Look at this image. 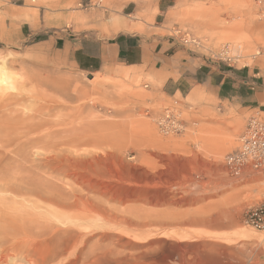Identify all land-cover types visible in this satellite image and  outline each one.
<instances>
[{"label":"rangeland","instance_id":"374dc122","mask_svg":"<svg viewBox=\"0 0 264 264\" xmlns=\"http://www.w3.org/2000/svg\"><path fill=\"white\" fill-rule=\"evenodd\" d=\"M119 17L139 29L116 30ZM116 32L163 38L166 49L175 42L174 65L203 68L224 44L239 57L219 63V95L198 83L164 93L162 61L88 72L73 62L95 34L107 42ZM181 33L201 46L183 45ZM0 56L9 68L0 82V184L34 191L1 192L0 205L14 198L50 227L20 238L7 264H264V229L245 221L264 201V171L232 177L223 163L249 117H264L262 95L246 100L264 95V0H0ZM165 107L179 112L181 132L160 131ZM38 189L48 199L32 209Z\"/></svg>","mask_w":264,"mask_h":264},{"label":"crops","instance_id":"0c3cea01","mask_svg":"<svg viewBox=\"0 0 264 264\" xmlns=\"http://www.w3.org/2000/svg\"><path fill=\"white\" fill-rule=\"evenodd\" d=\"M19 14L26 18L29 13L20 12L18 15ZM112 23L114 28H117L116 30L121 29L132 31L139 29L123 17L113 18ZM91 39L90 43L75 48L73 52V62L82 71L88 72L97 70L103 64L110 61H119L124 64L119 67L129 69L131 65H143L145 62H150L153 59L155 60L156 67L158 62L162 61V65L159 67L163 72L168 74L162 83V91L166 94L171 95L175 92L181 93L183 89H189L193 83H198L206 85L207 87H213L217 95H219L221 88L225 83V75L222 78H217V73L225 74V72L221 70L220 64L217 62L204 60L202 63L203 68H201V66L193 67L194 65L191 59L184 62L179 60V62L174 65L172 63V58L176 57V55L181 53L182 50L177 48V46L175 48V45L178 44L175 42L171 44L167 40L169 47H174L172 52L167 54L165 51L169 47L167 49L163 47L164 43L161 40L163 38L160 37L147 38L133 33L116 32L113 36L107 38L111 41L104 42L97 40L100 39L97 34ZM120 70V73H122V71H127V75L129 76L130 72L128 70ZM244 84L248 85L249 83L246 81ZM254 88L255 86L253 84L250 85L251 90ZM260 95H262V98L264 99L262 92L254 91L246 98V100L259 103ZM221 97L226 100L235 98L241 105L244 103V99L237 94L225 93Z\"/></svg>","mask_w":264,"mask_h":264},{"label":"built area","instance_id":"2783aa9c","mask_svg":"<svg viewBox=\"0 0 264 264\" xmlns=\"http://www.w3.org/2000/svg\"><path fill=\"white\" fill-rule=\"evenodd\" d=\"M178 39L183 45L201 46L199 40L191 38L187 33H181ZM238 57L233 54L229 44H224L218 51L209 55L211 61L227 66H232ZM157 125L164 133H179L184 127L179 112L173 107L163 109L157 119ZM223 163L227 173L232 177L264 171V117L257 115L249 117L240 135L238 146L225 154ZM245 221L255 229H264V201L246 211Z\"/></svg>","mask_w":264,"mask_h":264},{"label":"bare ground","instance_id":"6f19581e","mask_svg":"<svg viewBox=\"0 0 264 264\" xmlns=\"http://www.w3.org/2000/svg\"><path fill=\"white\" fill-rule=\"evenodd\" d=\"M232 32H235V31H233V29H232ZM230 34L233 35V33H230ZM239 42L243 43V42H245V40L242 39V41L239 40ZM237 45L239 46L240 44H237ZM240 46L243 47V45H240ZM235 47L237 48V46H235ZM244 47L246 48V46H244ZM240 48L241 47H239V49ZM235 53H237V52H235ZM255 54H258V52H255ZM4 55H2V56H4ZM2 56H0V82L6 84L8 82L7 81L8 80V75H7V70H6L8 67L6 65V62H8V61H6V58L5 57H2ZM9 58H10V56L8 57V59ZM12 62H13V60H12ZM5 65H6L7 68H5ZM8 66H11V65H8ZM126 74H127V71H122V75H120V76H125ZM126 76H128V75H126ZM93 79H94V77L92 79H90V81L92 82ZM101 85H102V83H98V86H96V88L94 86H93L94 88L93 87L92 88L95 89L96 92L98 91V92H102L103 94H107L108 91L105 90L106 88L105 89L102 88ZM236 123L237 124H240V126H241V122L240 123L236 122ZM237 124H236V127H234V128H237ZM147 131H149L150 133H152V135H154V129H153V127L151 125H148L147 126ZM236 132H237V130H236ZM232 140H229V144L231 143ZM24 189H26V190H28V191H30L32 193L34 192L33 189H31L28 186H26V187L24 186L23 189H22L21 187L17 186L16 184L15 185H11V184H8V183L0 184V193L1 192L2 193L3 192H9V193H11V194H13L15 196L16 195L18 196L19 194H21L23 192ZM41 189H43V188H41ZM35 195L37 197V200H32L31 201L32 205L31 204L30 205H31V208L32 209H36V207L39 208V206H40L39 203H44L48 199V197L45 196V193H42L39 189L35 193ZM13 200H14V198L9 202V204H7L6 202H4L7 205H0V264H7V262H8L7 261V258L10 256L9 255V252H12L13 251L12 253H15L18 249L21 248L20 245H22V244H20V243H22L23 241L22 242L21 241L19 242L20 238L25 239V237H27L28 235L32 234V232H34V231L36 232V234H37V232H39L40 234L47 233L46 235H48V231L50 229L48 223L47 222L42 223L39 219H37L35 217V214L31 213L30 211L24 210V209L16 208L15 205H14V201ZM20 210H22V211H20ZM35 232H34V234H35ZM50 234H53V233L50 232ZM61 234H63V233H61ZM126 234H128V233H126ZM131 236H133V235H131ZM25 253H28V252L26 251ZM45 254L47 255V253H45ZM40 255H41V253H40ZM42 257H44V260L46 259V257H45L44 254H42ZM248 259H249V256H248Z\"/></svg>","mask_w":264,"mask_h":264}]
</instances>
